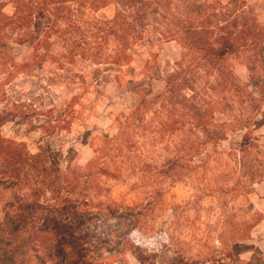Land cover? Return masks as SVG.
I'll list each match as a JSON object with an SVG mask.
<instances>
[{"label":"trees","instance_id":"trees-1","mask_svg":"<svg viewBox=\"0 0 264 264\" xmlns=\"http://www.w3.org/2000/svg\"><path fill=\"white\" fill-rule=\"evenodd\" d=\"M110 1L116 7L113 17L86 14ZM167 2L0 0V130L13 122L26 132L38 131L43 140L39 150L32 152L24 142L0 137V200L4 209L0 264H104L89 254L84 234L77 229L102 214L125 218L133 228L140 226L153 209L142 202L117 201L102 192L108 178L118 179L123 174L122 164L127 161L124 152L130 159L131 154L138 157L133 136L151 124V130L168 138L177 136L186 172L206 164L208 150L229 137V153L249 154L258 146L252 123L261 109L264 79L256 74L257 67L253 68L251 79L260 94L248 91L246 107L233 114L232 104L241 99L243 91L227 60L238 48L264 46V30L247 28L246 36L232 38L227 28L211 24L212 16L200 5L187 15V22L181 23L177 17L175 24ZM229 16L225 12L218 19ZM216 28L223 34H216ZM242 37L243 44L239 42ZM174 38L189 52L162 73L164 90L156 97L142 96L118 116L115 136L107 138L85 166L65 167L61 146L55 148L50 140L72 128L77 118L74 107L80 98L104 86L109 76L106 69L118 70L131 62L136 46ZM107 50L110 52L105 53ZM152 63L147 59L143 67L150 69ZM202 64L207 67L204 72ZM44 69L73 93L67 102L51 104V98L41 94L6 97L7 81L18 76L37 77L35 73ZM143 167L150 169V165L143 162L138 168L146 175ZM230 190L224 188L225 192ZM131 250L142 263L151 258L140 246H131ZM221 255L234 261L232 250ZM224 257L217 263L221 264ZM209 260L204 256L182 260L177 254L169 264H207Z\"/></svg>","mask_w":264,"mask_h":264},{"label":"rangeland","instance_id":"rangeland-1","mask_svg":"<svg viewBox=\"0 0 264 264\" xmlns=\"http://www.w3.org/2000/svg\"><path fill=\"white\" fill-rule=\"evenodd\" d=\"M197 5L212 16L209 21L213 26L219 23L232 32V38L240 34L246 36L247 28L264 30V0H168L166 9L176 24L177 17L181 18V23L187 22V15ZM115 11L114 2L110 1L86 14L111 18ZM225 12L230 13L229 18L219 20ZM222 32L215 30L218 35ZM239 42L244 43L243 37ZM136 48L131 62L118 70L115 67L106 69L105 74L109 76L104 86L99 90L91 89L75 104L77 118L72 128L51 138L55 148H62L65 167L85 166L91 161L107 138L115 136L117 117L128 112L142 96L159 95L164 90L162 73L169 71L176 60L189 52V48L175 38L142 43ZM147 59L153 61L150 69L143 67ZM227 66L243 91L241 99L232 104L233 114L237 115L246 107L248 91L260 94L251 74L257 67L256 74L264 79V46L238 48L228 57ZM200 67L203 72L207 70L206 64ZM35 74L37 77L18 76L7 81L6 97L41 94L58 106L71 98L73 93L53 80L48 70ZM262 98L260 112L252 123L253 135L259 137L253 152L229 153L232 146L229 137L208 150L206 164L190 172L184 170L186 161L177 136L168 138L158 130H151L153 124L133 136L138 157L131 154L130 159L127 151L124 152L127 161L122 164L123 174L118 179L108 178L102 192L117 201L142 202L153 209L140 226L133 228L127 219L105 214L81 225L77 232L84 234L89 254L104 264H145L131 250V246H140L151 254L147 264H169L177 254L182 260L204 256L210 259L207 264H220L217 261L224 257L221 254L232 250L234 261L224 257L221 264H264V94ZM151 116L149 112L147 117ZM0 137L24 142L32 152L38 151L43 142L38 131L26 132L13 122L1 128ZM143 162L150 165V169L143 167L146 175L138 170ZM163 174L165 178L161 179ZM225 187L231 190L225 192ZM0 211L3 219L1 200Z\"/></svg>","mask_w":264,"mask_h":264},{"label":"crops","instance_id":"crops-1","mask_svg":"<svg viewBox=\"0 0 264 264\" xmlns=\"http://www.w3.org/2000/svg\"><path fill=\"white\" fill-rule=\"evenodd\" d=\"M2 219V212L0 211V220Z\"/></svg>","mask_w":264,"mask_h":264}]
</instances>
